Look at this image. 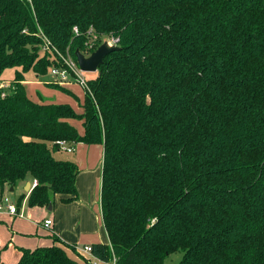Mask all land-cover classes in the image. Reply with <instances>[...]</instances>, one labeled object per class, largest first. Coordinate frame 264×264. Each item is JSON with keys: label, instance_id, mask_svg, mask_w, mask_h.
<instances>
[{"label": "trees", "instance_id": "obj_1", "mask_svg": "<svg viewBox=\"0 0 264 264\" xmlns=\"http://www.w3.org/2000/svg\"><path fill=\"white\" fill-rule=\"evenodd\" d=\"M40 31L74 59L119 37L81 113L27 96L25 72L60 64ZM6 68L19 70L0 87V191L36 182L18 205L74 199L77 166L56 141L98 143L109 244L94 256L264 264V0H0V84ZM57 241L19 248L16 264H79Z\"/></svg>", "mask_w": 264, "mask_h": 264}, {"label": "crops", "instance_id": "obj_2", "mask_svg": "<svg viewBox=\"0 0 264 264\" xmlns=\"http://www.w3.org/2000/svg\"><path fill=\"white\" fill-rule=\"evenodd\" d=\"M22 83L25 87L27 96L32 101L38 102L29 92L27 93L28 88L26 85L30 83V80L26 81L24 79ZM75 122V120L72 121V124L75 125ZM79 133L82 134L83 130H80ZM72 152L73 153L70 154V159L75 162L78 170L75 177L76 197L70 201L63 202L61 198H69L71 196L55 195L51 210H48L47 207L28 206L30 209L39 208L51 211L52 225L50 228H47L44 227L43 221L38 223V226L43 227L44 231L43 236L37 234L32 235L38 237V241L25 238L27 235H23V241L19 239L15 244H20L23 248L33 249L37 246H49L52 244L60 245L57 240H61L69 246H64L69 257L76 260L79 264H91L92 258L88 254L82 252L81 248L88 244H109L107 233L102 222L100 208L103 146L98 143L86 144L84 142H78L73 145ZM53 155L55 156L54 153ZM55 157L63 159L61 157ZM28 182L31 189L32 182L30 180L21 183L23 192L25 193H27L25 188L27 185L26 183ZM5 215L6 214H4V216ZM15 247H17V263L21 255V251L19 250L21 247ZM96 264L113 263L100 261L98 259L96 260Z\"/></svg>", "mask_w": 264, "mask_h": 264}, {"label": "rangeland", "instance_id": "obj_3", "mask_svg": "<svg viewBox=\"0 0 264 264\" xmlns=\"http://www.w3.org/2000/svg\"><path fill=\"white\" fill-rule=\"evenodd\" d=\"M19 68H6L1 74V84L6 91L10 82L14 80L16 71ZM96 72H86L87 77H92ZM24 79L30 80L26 86L29 92L38 102H50V103H64L70 105L77 113L82 112V106L84 104L85 92L78 84L64 85L63 89H57L58 86L51 81L50 75H35L33 71H27L24 73ZM53 88H52V87ZM55 87V88H54ZM57 87V88H56ZM4 91V92H5ZM89 93V92H88ZM75 128L80 132L83 130L82 121L75 120ZM55 156L63 159H70V154L73 152H67L64 148H60L53 152ZM21 183L13 191H9L8 187L3 190V195L8 197L9 200H13L18 204V198L24 194ZM25 193V195H27ZM10 200V201H11ZM21 214L17 216L0 215V263L1 264H16V248L20 244H15L19 239L23 241V235L30 240L38 241V237L32 235H44L43 227L38 226V223L44 221L45 218H52L51 211L42 210L39 208H29L26 198L20 201ZM27 233V234H25ZM23 245V244H21ZM25 248V247H24ZM182 251H177L170 254L164 264H176L181 256Z\"/></svg>", "mask_w": 264, "mask_h": 264}, {"label": "built area", "instance_id": "obj_4", "mask_svg": "<svg viewBox=\"0 0 264 264\" xmlns=\"http://www.w3.org/2000/svg\"><path fill=\"white\" fill-rule=\"evenodd\" d=\"M73 30L75 33L78 32V29L76 26L73 27ZM39 34H40V36L43 40V43H44L42 50L54 52L60 58L59 59L60 64L58 66L53 65L48 70V74L50 75L51 81L53 83H55L57 85H61V86L69 85V84H78L79 86H81V88L84 90V92L90 93V89L88 86V80H87L88 77L86 76V72L82 71L79 68L76 59H74L72 56H69V55L60 54L56 49H54L50 46L49 40L47 39V37L45 35H43V33L41 31L39 32ZM104 41L111 47L112 46H118L119 37H117V36L116 37H114V36L108 37V38L104 39ZM89 46H91V45H89ZM0 87L3 89L4 86L2 84H0ZM4 93L5 92L3 91L2 95H4ZM56 144H58L61 149L64 148L67 152L73 151V147L68 145L63 140H57ZM35 184H36V182L32 181L31 188L34 187ZM10 200L8 197L3 195V191H0V215L6 214L9 216H17V215L21 214L20 204L18 205V204H16L15 201H13V200L10 201ZM43 225H44V227L50 228L52 225V219L51 218L45 219L43 221ZM81 251L88 254L92 258L91 264H96V260H98L99 258H97L96 256L93 255L92 245H89V244L84 245L81 248ZM111 263L114 264V262H111Z\"/></svg>", "mask_w": 264, "mask_h": 264}, {"label": "water", "instance_id": "obj_5", "mask_svg": "<svg viewBox=\"0 0 264 264\" xmlns=\"http://www.w3.org/2000/svg\"><path fill=\"white\" fill-rule=\"evenodd\" d=\"M119 49L118 46H109L105 41L102 42L95 50H93L88 56L80 52L79 49H75L74 56L78 63L79 68L85 72H96L98 66L102 64L104 57L112 51ZM25 191L29 192V182L26 183ZM9 191H13L10 187ZM48 210H51V204L47 206Z\"/></svg>", "mask_w": 264, "mask_h": 264}]
</instances>
